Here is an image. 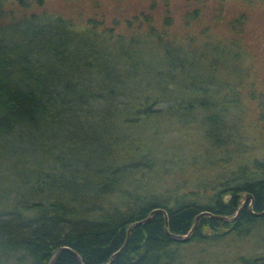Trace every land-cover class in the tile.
<instances>
[{
  "label": "trees",
  "instance_id": "1",
  "mask_svg": "<svg viewBox=\"0 0 264 264\" xmlns=\"http://www.w3.org/2000/svg\"><path fill=\"white\" fill-rule=\"evenodd\" d=\"M6 1L0 151H15L18 134L50 129L61 140L36 157L35 170L21 172L29 196L11 203L0 196V264H49L62 246L82 264H106L119 249L110 264H199L185 253L188 245L264 226V214L253 213L264 210L262 93L257 136L242 110L252 57L245 12L226 18L227 0H216L224 35L207 25L177 37L167 29L170 17L159 31L145 17L148 29L125 37L33 9L44 0H11L5 8ZM202 2L186 0V24L203 19ZM247 193L253 212L249 200L236 215ZM155 208L165 209L167 229L164 214L155 212L132 227L124 245L129 225ZM202 211L235 217L202 215L191 230ZM189 231L185 241L170 235ZM53 264L79 263L62 250ZM237 264H264V254Z\"/></svg>",
  "mask_w": 264,
  "mask_h": 264
},
{
  "label": "rangeland",
  "instance_id": "2",
  "mask_svg": "<svg viewBox=\"0 0 264 264\" xmlns=\"http://www.w3.org/2000/svg\"><path fill=\"white\" fill-rule=\"evenodd\" d=\"M10 2L11 0L6 1L5 8L11 5ZM203 2V7L207 5L203 19L189 24H186L183 15L186 0H44L41 7L33 9L47 10L60 15L70 20L78 29L92 26L100 34H107L110 30L128 37L137 28L140 31L148 29L146 18H150L147 22L159 31L163 27V20L168 17L171 18V24L167 29L177 37L196 35L207 25L216 35L227 33L225 24L214 18L216 0ZM222 11L226 18L246 13L244 39L252 57L251 68H248L246 76L249 87L242 92L244 94L242 110L244 123L254 133L253 135L257 136L259 131L257 127L260 128L256 125L259 123L256 118L260 108L257 107L260 102L258 95L262 93L261 96L264 98V1L246 5L241 1L227 0L223 3ZM89 19L93 21L92 25L88 23ZM246 92L253 93L254 97L245 95ZM49 131L50 129L15 135L13 139L15 151L8 152L7 149L0 151V196H4L8 202L18 196L23 198L29 196L28 186H25L19 177L21 172L35 170V162L38 160L36 157L48 153L53 144L61 140L56 138L54 131L52 133ZM180 134L178 131L175 136L178 137ZM18 146L21 148H17ZM4 170L10 174L5 175ZM185 253L190 261L198 259L199 264H237L249 256L264 254V226L253 227L248 234L235 239L223 237L211 245L202 244L196 247L188 245Z\"/></svg>",
  "mask_w": 264,
  "mask_h": 264
},
{
  "label": "water",
  "instance_id": "3",
  "mask_svg": "<svg viewBox=\"0 0 264 264\" xmlns=\"http://www.w3.org/2000/svg\"><path fill=\"white\" fill-rule=\"evenodd\" d=\"M249 200H250V203L248 204V209H249L250 211H252V210H251L252 196H251L249 193H247V194H245V196L243 197L242 203H241V205L238 207L237 212H236V215L239 213L240 209L244 206V204H245L246 202H248ZM155 212H161V213L164 214V216H165V229H167V214H166L165 209H163V208H155V209L151 210V212L149 213V215H148L146 218L141 219V220H137V221H135V222H133L132 224L129 225L128 230H127V238H126V241H125L124 245H125V244L127 243V241H128L129 232H130V230L132 229V227H134L135 225H138V224H141V223H145V222H147V221L150 219V217L152 216V214L155 213ZM252 212H253V211H252ZM253 213H254L255 215H257V216H261V215L264 214V210L261 211V212H253ZM202 215H208V216H212V217L219 218V219H224V220H231V219H233V218L235 217V216H234V217L215 216V215H212V214H211L210 212H208V211H202V212H200V213L196 216V218H195V223L193 224L191 230L196 226L198 219H199ZM169 234H170V233H169ZM189 234H190V231H189V233L184 234V235H177V234H170V235H171L174 239H176V240H182V241H185V240L188 239ZM62 250H67L68 252H70V253L76 258V260L78 261V263H79V264H82V261H81L79 255H78L73 249H71V248H69V247H67V246H62V247H60V248L56 251V253L53 255V257L51 258L49 264H53L55 258L57 257V255L59 254V252H61ZM119 250H120V249H119ZM119 250L116 251L115 253H113V254L111 255V257H110L108 263H106V264H110V263H111L113 257L119 252Z\"/></svg>",
  "mask_w": 264,
  "mask_h": 264
}]
</instances>
